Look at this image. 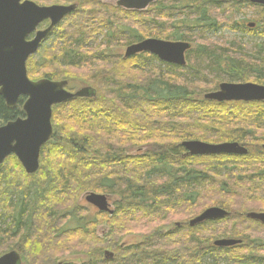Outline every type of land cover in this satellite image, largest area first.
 I'll return each mask as SVG.
<instances>
[{
    "label": "trees",
    "instance_id": "trees-1",
    "mask_svg": "<svg viewBox=\"0 0 264 264\" xmlns=\"http://www.w3.org/2000/svg\"><path fill=\"white\" fill-rule=\"evenodd\" d=\"M33 1L78 9L52 47L29 59V77L80 82L96 97L53 108L54 134L35 175L14 156L0 167V257L19 252L23 264H67L59 255L77 251L86 257L82 264H264V240L253 238V226L240 225L251 223L247 213L264 211V102L204 99L222 83L264 86V45L249 52L241 43L225 47L206 36L219 24L215 13H237L240 4L264 13V7L247 0H161L137 12L100 0ZM166 19L173 20L169 34ZM255 24L253 31H264L262 22ZM150 38L209 44L192 46L185 67L149 54H115ZM80 70L89 75L79 81ZM24 102L10 110L0 96V126L23 117ZM187 141L241 142L248 154L193 157L183 147ZM251 169L261 174L246 175ZM89 193L114 198L113 214L79 205ZM201 203L230 216L195 227L184 220L167 232L161 225L141 243L122 244L128 227L196 218L204 212ZM101 224L109 227L106 238L96 233ZM243 237L253 239L231 248L214 244Z\"/></svg>",
    "mask_w": 264,
    "mask_h": 264
},
{
    "label": "water",
    "instance_id": "water-1",
    "mask_svg": "<svg viewBox=\"0 0 264 264\" xmlns=\"http://www.w3.org/2000/svg\"><path fill=\"white\" fill-rule=\"evenodd\" d=\"M161 0H119L117 5L128 11L142 12L152 4ZM252 5L264 7V0H247ZM77 9V6L42 7L26 0H0V96L8 109L17 107L21 98L25 118H19L0 126V167L14 156L18 159L27 175H35L40 170L42 148L51 141L54 129L52 124L53 108L72 102L75 99L96 97V91L83 88L75 93L67 91V81H51L43 79L37 82L30 80L27 62L40 49L55 27L64 18ZM50 21L46 31L37 32L32 41L28 38L34 34L38 26ZM256 24H248L255 28ZM192 49L187 42H171L158 39H147L129 46L125 58L140 54H150L161 62L178 67H185L186 54ZM205 100L217 103H262L264 102V86L254 83H222L218 91L205 95ZM188 155L245 156L248 150L238 143L209 144L200 141L183 143ZM86 202L101 212L113 214L108 197L89 193ZM228 213L219 208H210L190 222L191 227L208 221L224 219ZM248 218L264 224V214L251 213ZM242 242L232 239L215 241L219 248H231ZM112 256V254H110ZM0 264H23L17 252H10L0 257Z\"/></svg>",
    "mask_w": 264,
    "mask_h": 264
},
{
    "label": "rangeland",
    "instance_id": "rangeland-1",
    "mask_svg": "<svg viewBox=\"0 0 264 264\" xmlns=\"http://www.w3.org/2000/svg\"><path fill=\"white\" fill-rule=\"evenodd\" d=\"M224 1V0H223ZM239 1V0H238ZM116 4V3H115ZM44 5H50V4H44ZM54 5V4H52ZM59 5H68V3H61ZM240 11L237 13H227V16H224L220 13H215V17L218 18L219 24L216 25L215 27H212L211 29H209V31L207 32V37L211 38L213 41L217 42L219 45L221 46H225V47H230V45L234 42L236 43H241L243 45H245L247 47V49H250L249 52H251L254 47V45H264V31L260 30V31H253L254 29L249 28L247 25L249 23H256V22H262V24H264V13L259 11V10H255L254 8H249V7H245L244 5L240 4L239 6ZM167 22V26H166V34L171 33V29L170 26L172 25L173 20L170 19H166ZM177 22V19H176ZM65 24V23H63ZM62 29H59L49 37L48 39V43L44 44L43 46H45L46 48H51L52 47V41L57 40V35L61 32ZM200 29H183L182 32L183 33H192L193 35H198L202 36L203 34L199 33ZM209 42H197V43H192L193 49H195L197 46L199 45H208ZM120 52H125V49H118L116 50L115 54H118ZM89 69H86V71H88ZM130 75L132 74V70L129 71ZM135 73V72H134ZM85 75H89L88 72H85L83 70L77 71L75 72V76L80 77L77 78L79 81L85 77ZM142 75V74H141ZM142 77H144L142 75ZM83 86L80 82H73V83H69L68 85V90H72V92H76L79 89H81ZM85 87V86H84ZM87 195V194H86ZM86 195H83L81 197V199L79 200V205H84L86 207H90V213H94L95 209L91 208V205H89L86 201ZM103 195V194H101ZM114 198H110L109 197V203H110V208L112 210H115L114 207ZM206 204V203H204ZM203 203H201L199 205L198 209H201L202 211L207 210L209 207V203L204 205ZM211 208V206H210ZM241 210V209H238ZM202 213V212H201ZM200 213V214H201ZM107 214V213H106ZM195 218V217H189V218H184L183 216H175L172 217L170 219H168L167 221H165L164 223H160L157 227H154L156 225H150V226H142V225H133L128 227L129 232L128 234L125 235L124 241L122 242L123 245L126 246H130V245H135L138 243H141L143 241V239L145 238L144 236L147 235L148 233L152 232L153 230H155L156 228L161 227V225H166L164 228L166 227H172L173 225H176L177 223H181L184 222V220L187 221V225L189 226L190 221ZM246 225H242V223L240 224L243 227H247L249 226V224L245 223ZM255 229V233H254V237H259V236H264V228L263 230H261L262 228L259 227H254ZM97 235L100 238H106L107 233H109V227L106 224H101L100 226L97 227V231H96ZM72 252H62V254H60L59 256V260L60 262H64L67 264H82L84 261H86V257L82 254H77V251L73 252L76 254H69ZM221 264H226L225 262H222Z\"/></svg>",
    "mask_w": 264,
    "mask_h": 264
},
{
    "label": "flooded vegetation",
    "instance_id": "flooded-vegetation-1",
    "mask_svg": "<svg viewBox=\"0 0 264 264\" xmlns=\"http://www.w3.org/2000/svg\"><path fill=\"white\" fill-rule=\"evenodd\" d=\"M23 1H26V0H23ZM29 1H32V2H34V3H36L37 5H39V6H42V7H51V6H72V5H75V6H77V9H78V4H68V5H59V4H54V5H40V4H38L36 1H33V0H29ZM101 1V3L102 4H107V5H110V6H114V5H117V3H118V1L119 0H100ZM116 3V4H115ZM251 4V3H250ZM252 5V4H251ZM118 6V5H117ZM253 6H256V5H253ZM77 9L76 10H74L72 13H70L69 15H67L65 18H64V20L57 26V27H55L54 28V30L52 31V33L50 34V36L51 35H53V33L56 31V30H58V28H60V27H62L64 24L63 23H65L66 21H67V19L70 17V15L71 14H73L75 11H77ZM50 24H51V22L50 21H45V22H43V23H41L39 26H38V28H37V30L34 32V34L33 35H31L29 38H28V41H32L34 38H35V36H36V34H37V32H43V31H46L47 29H48V27L50 26ZM112 25H113V21H112ZM114 26V25H113ZM98 28H106V25H101V26H99ZM49 36V37H50ZM49 37L42 43V45H41V47L44 45V44H47L48 43V39H49ZM40 47V48H41ZM123 56H124V54H123ZM125 58V57H124ZM30 78V77H29ZM31 79V78H30ZM32 80V79H31ZM42 80V79H41ZM48 80V79H47ZM34 81V80H33ZM39 81V80H38ZM34 82H36V81H34ZM82 88H85L84 86L82 87ZM68 90V89H67ZM68 91H70V92H72V90H68ZM74 92V91H73ZM25 99V98H24ZM25 101H26V99H25ZM25 103V102H24ZM23 109V108H22ZM21 118H25V115L23 116V117H21ZM19 119V118H18ZM258 134H260V131H258L257 132ZM230 143H238L239 145H241V146H245L244 145V143H241V142H230ZM230 157H241V156H230ZM18 160V159H17ZM239 169H237L236 171H238ZM235 171V172H236ZM260 171L261 170H257V172H256V169H251V171H249V172H247L246 173V175H248V174H252V172H256V173H254L255 175L257 174V175H259V174H261L260 173ZM237 174H241L242 176H245V171H239V172H237ZM241 177V176H240ZM211 208H219V209H222V210H224V211H226L227 213H228V216L227 217H229L230 216V212L229 211H227L226 209H223L222 207H211ZM210 209V208H209ZM251 213H255V214H264V211H253V212H250V213H247L246 214V218H247V221H250L251 223H248L249 224V226H253V227H256V226H261V230H263V228H264V224H262L261 222H259V221H256V220H253V219H250V218H248V215L249 214H251ZM227 217H225V218H227ZM224 218V219H225ZM195 219V218H194ZM224 219H221V220H216V221H213V222H219V221H222V220H224ZM193 220V219H192ZM191 220V221H192ZM190 221V222H191ZM242 223V222H241ZM240 223V224H241ZM189 225H190V223H189ZM170 229L169 228H166V229H164V232H167V231H169ZM251 230H252V228H251ZM264 231V230H263ZM244 238H250V237H243V239L241 238V239H239V240H237V239H232V240H237V241H241V242H243L244 240L245 241H248L247 239H244ZM253 238H255V239H257V240H264V236H259V237H254V235H253ZM252 237L250 238V239H253ZM226 239H229V238H226ZM219 240V239H218ZM217 240V241H218ZM221 240H224V239H221ZM19 255H20V253L19 252H17ZM21 256V255H20ZM21 259H22V256H21ZM22 263H23V261H22Z\"/></svg>",
    "mask_w": 264,
    "mask_h": 264
},
{
    "label": "bare ground",
    "instance_id": "bare-ground-1",
    "mask_svg": "<svg viewBox=\"0 0 264 264\" xmlns=\"http://www.w3.org/2000/svg\"><path fill=\"white\" fill-rule=\"evenodd\" d=\"M250 6V5H249ZM182 137V136H181ZM13 166V165H12ZM171 166V165H170ZM17 167V166H16ZM18 169V168H17ZM13 172V171H12ZM158 180V179H157ZM87 213V212H86ZM84 214V213H83ZM85 215V214H84ZM60 263H63V262H60Z\"/></svg>",
    "mask_w": 264,
    "mask_h": 264
}]
</instances>
